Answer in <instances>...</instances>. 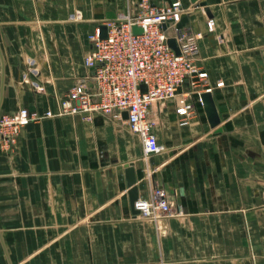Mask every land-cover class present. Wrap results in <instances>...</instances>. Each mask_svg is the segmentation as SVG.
<instances>
[{
	"label": "crops",
	"instance_id": "0c3cea01",
	"mask_svg": "<svg viewBox=\"0 0 264 264\" xmlns=\"http://www.w3.org/2000/svg\"><path fill=\"white\" fill-rule=\"evenodd\" d=\"M150 2L190 10L178 26L208 78L153 107L163 151L149 159L125 116L25 126L18 150L0 152V264H264V0ZM125 10V0H0V113H59L76 83H93L91 37ZM129 163L140 197L165 189L172 216L134 212Z\"/></svg>",
	"mask_w": 264,
	"mask_h": 264
},
{
	"label": "built area",
	"instance_id": "2783aa9c",
	"mask_svg": "<svg viewBox=\"0 0 264 264\" xmlns=\"http://www.w3.org/2000/svg\"><path fill=\"white\" fill-rule=\"evenodd\" d=\"M125 1L126 10L105 24L107 38H101L100 30L91 37L93 46L85 56V66L93 72L92 85L76 83L59 113L38 115L27 109L0 113V152H16L22 130L33 121L80 113H103L117 120L127 113L126 122L141 141L143 158L163 151L155 133L153 107L175 100L188 81L197 90L208 74L200 72L194 61V39L178 26L189 9L181 2L159 8L150 0ZM136 27L142 33H136ZM208 27L212 30L214 23L209 22ZM172 38L177 41L179 55L169 45ZM177 113L186 125L191 106L184 101L178 104ZM135 206L145 220L173 215L170 198L161 187H150Z\"/></svg>",
	"mask_w": 264,
	"mask_h": 264
},
{
	"label": "water",
	"instance_id": "95a60500",
	"mask_svg": "<svg viewBox=\"0 0 264 264\" xmlns=\"http://www.w3.org/2000/svg\"><path fill=\"white\" fill-rule=\"evenodd\" d=\"M193 1L196 2L197 0H193ZM135 32L136 33H142V30L136 27ZM107 35H108V28L106 25H102L101 26V38L105 39V38H107ZM169 45L171 46V48H173L175 50V52L178 55L181 53L179 46L177 44V41L175 39H173V38L170 39ZM143 89L146 90V87L143 86ZM202 101H203L205 109L208 113V116L210 118V121H211L213 128L218 127L220 122L218 119L216 105H215V102L212 98L211 93L207 92V93L203 94L202 95ZM124 116H125V118H128L127 113H125ZM126 175H127V180H128V184L130 187L129 197H130L131 206H132L134 212L136 214H139L140 212L136 209L135 204L138 201V199L140 198V189H139V186L137 185L138 177H137V172H136V168H135L134 163H129L126 165Z\"/></svg>",
	"mask_w": 264,
	"mask_h": 264
}]
</instances>
